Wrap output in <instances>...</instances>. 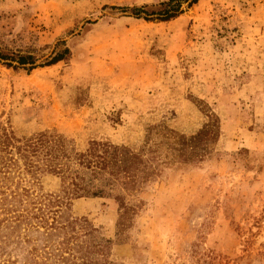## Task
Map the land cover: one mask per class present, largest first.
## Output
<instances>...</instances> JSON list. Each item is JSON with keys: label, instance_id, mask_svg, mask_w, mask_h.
Here are the masks:
<instances>
[{"label": "rangeland", "instance_id": "374dc122", "mask_svg": "<svg viewBox=\"0 0 264 264\" xmlns=\"http://www.w3.org/2000/svg\"><path fill=\"white\" fill-rule=\"evenodd\" d=\"M160 1L0 0V50L36 65L70 50L29 70L0 61V128L47 131L77 150L93 139L146 145L169 162L126 196L133 210L122 217L112 198H76L65 211L110 239L112 264H264V0L184 3L168 21L110 8ZM210 111L218 139L203 160L180 162L178 142ZM165 128L177 143L163 142ZM10 176V188L59 194L55 175ZM43 230L0 223V264H51L58 251L41 259Z\"/></svg>", "mask_w": 264, "mask_h": 264}, {"label": "trees", "instance_id": "16d2710c", "mask_svg": "<svg viewBox=\"0 0 264 264\" xmlns=\"http://www.w3.org/2000/svg\"><path fill=\"white\" fill-rule=\"evenodd\" d=\"M198 0H164L155 5L131 7L110 6L112 9L128 11L146 21H168L183 13L182 4L191 7ZM70 54L67 47L55 52L50 59L36 65L30 53L4 52L0 50V61L7 67L18 68L29 64L49 66L65 60ZM208 121L195 135L179 141V134L165 128L163 142L179 143L178 159L183 163L203 160L208 147L219 136L218 118L207 113ZM147 151V153H146ZM0 164L3 182L0 185V223L9 221L11 231L18 228H43V246L40 254L43 261L57 257L51 264H112L106 259L110 239L96 235L98 229L84 217L65 216L73 199L80 197L112 198L119 204L122 215L133 208L125 198L136 192L144 181L159 175L161 166L169 164L159 160L155 151L146 145L134 151L123 144L93 139L83 150H77L72 140L50 135L47 131L33 133L29 137H17L5 127L0 128ZM55 175L60 180L59 194L34 192L26 185L10 181L12 174L28 176L37 181L40 174ZM122 222H119L120 225ZM62 234L57 243L51 237ZM37 251L36 247L32 248ZM40 262L39 264H44Z\"/></svg>", "mask_w": 264, "mask_h": 264}]
</instances>
